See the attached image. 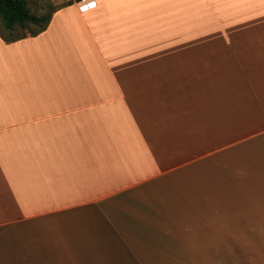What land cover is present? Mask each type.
Returning a JSON list of instances; mask_svg holds the SVG:
<instances>
[{
  "label": "crops",
  "instance_id": "obj_1",
  "mask_svg": "<svg viewBox=\"0 0 264 264\" xmlns=\"http://www.w3.org/2000/svg\"><path fill=\"white\" fill-rule=\"evenodd\" d=\"M0 264H264V0L0 35Z\"/></svg>",
  "mask_w": 264,
  "mask_h": 264
},
{
  "label": "trees",
  "instance_id": "obj_2",
  "mask_svg": "<svg viewBox=\"0 0 264 264\" xmlns=\"http://www.w3.org/2000/svg\"><path fill=\"white\" fill-rule=\"evenodd\" d=\"M56 8L52 7L48 15L39 17L30 12L27 0H0V21L7 30H13L15 27L23 28L28 24L40 25L39 30L31 35L34 36L46 28L52 12Z\"/></svg>",
  "mask_w": 264,
  "mask_h": 264
},
{
  "label": "rangeland",
  "instance_id": "obj_3",
  "mask_svg": "<svg viewBox=\"0 0 264 264\" xmlns=\"http://www.w3.org/2000/svg\"><path fill=\"white\" fill-rule=\"evenodd\" d=\"M71 3H73L71 0H27V6L30 12L39 17L48 15L52 7H61ZM39 26L40 25L28 24L23 28L15 27L13 30H7L0 21V35L5 39L14 40L17 38L31 36L33 33H36L39 30Z\"/></svg>",
  "mask_w": 264,
  "mask_h": 264
},
{
  "label": "built area",
  "instance_id": "obj_4",
  "mask_svg": "<svg viewBox=\"0 0 264 264\" xmlns=\"http://www.w3.org/2000/svg\"><path fill=\"white\" fill-rule=\"evenodd\" d=\"M58 1V0H57ZM64 1H70V0H64ZM71 1H74V0H71Z\"/></svg>",
  "mask_w": 264,
  "mask_h": 264
}]
</instances>
